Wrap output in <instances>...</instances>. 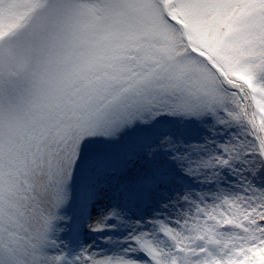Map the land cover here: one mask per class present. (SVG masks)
<instances>
[{"label":"snow or ice","instance_id":"snow-or-ice-1","mask_svg":"<svg viewBox=\"0 0 264 264\" xmlns=\"http://www.w3.org/2000/svg\"><path fill=\"white\" fill-rule=\"evenodd\" d=\"M0 264H264V0H0Z\"/></svg>","mask_w":264,"mask_h":264}]
</instances>
